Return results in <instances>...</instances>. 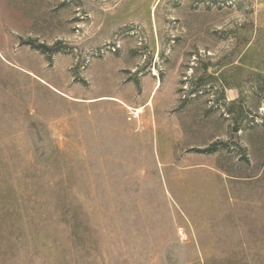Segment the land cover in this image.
<instances>
[{
  "label": "rangeland",
  "instance_id": "obj_1",
  "mask_svg": "<svg viewBox=\"0 0 264 264\" xmlns=\"http://www.w3.org/2000/svg\"><path fill=\"white\" fill-rule=\"evenodd\" d=\"M0 264H264V0H0Z\"/></svg>",
  "mask_w": 264,
  "mask_h": 264
},
{
  "label": "bare ground",
  "instance_id": "obj_2",
  "mask_svg": "<svg viewBox=\"0 0 264 264\" xmlns=\"http://www.w3.org/2000/svg\"><path fill=\"white\" fill-rule=\"evenodd\" d=\"M139 113H140V109H136L134 114L137 115V114H139Z\"/></svg>",
  "mask_w": 264,
  "mask_h": 264
}]
</instances>
